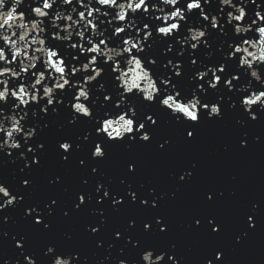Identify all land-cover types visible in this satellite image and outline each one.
<instances>
[{
	"label": "snow or ice",
	"instance_id": "1",
	"mask_svg": "<svg viewBox=\"0 0 264 264\" xmlns=\"http://www.w3.org/2000/svg\"><path fill=\"white\" fill-rule=\"evenodd\" d=\"M23 3L0 0V164L15 165L13 178L19 182V188L0 183V211L26 203L33 174L48 150L41 136L55 117H65L60 128L86 125L82 135L57 139L56 155L62 166L76 160L90 169L88 179L81 181L84 190L63 211L66 218L85 210L95 216L85 226L90 236L105 229L107 210L151 211L163 205L165 195H176L134 186L131 177L139 171L134 159L126 161L122 187L114 188L101 169L113 148L142 146L163 154L175 141L157 139L161 123L180 130L185 144H195L205 124L222 121L229 112L239 114L236 124L242 128L264 118V0H31L18 11ZM157 45L159 55L154 54ZM246 137L242 132L241 149L248 147ZM80 153L86 154L80 158ZM196 167L192 163L170 175L186 185ZM94 176L99 178L89 191ZM62 179L56 175L49 184H61ZM220 196L209 190L204 201L211 204ZM93 200L99 207H89ZM56 205L55 198L27 205L22 218L33 231L49 232ZM259 210L252 203L247 227L236 235L235 244L255 229ZM8 219L0 217V223ZM137 227L135 219L127 227H113L107 247L122 241L119 252L124 255L130 245L139 256L133 264H182L175 244L169 245L171 254H155V248L134 239L130 230ZM190 227L209 237L223 232L214 216L193 217ZM169 231L163 215L142 224L145 239L163 238ZM8 236L0 232V239ZM11 241L23 264H38L26 233H15ZM95 244L100 248L103 241L96 239ZM223 255L217 250L204 264H222ZM43 256L46 264H83L78 254L60 252L55 245H48ZM117 264L128 261L119 259Z\"/></svg>",
	"mask_w": 264,
	"mask_h": 264
},
{
	"label": "water",
	"instance_id": "2",
	"mask_svg": "<svg viewBox=\"0 0 264 264\" xmlns=\"http://www.w3.org/2000/svg\"><path fill=\"white\" fill-rule=\"evenodd\" d=\"M160 47L156 46L154 54L159 55ZM184 84H187V80ZM238 118V113L229 112L222 121L205 124L195 144H185L180 130L168 123L158 122L161 127L157 139L172 137L175 141L168 153L162 154L154 148L142 146H134L130 150L113 148L101 169L105 179L111 178L114 188L122 187L119 182L124 178L126 161L134 159L139 162V171L131 177L134 186L144 184L145 187H155L160 193L175 192L176 195L174 199L165 195L163 205L151 211L132 207L116 214L107 210L108 224L105 229L99 235L90 236L85 226L97 218L87 210L67 218L63 216V211L71 208L75 194L84 190L81 181L88 179L90 169L78 166L76 160L68 166H62L56 155V140L62 136L82 135L86 125L60 128L65 123V117H55L41 136L42 140L47 141L48 150L42 167L33 174V189L26 203L0 211V217H9L6 223H0V232L9 234L7 238L0 239V264H4L5 260L8 264H17V260L23 264L22 257H18V250L11 241V236L17 232L28 235L29 250L36 253L38 264H46L48 258L43 256V252L48 245H55L63 253L78 254L83 264H117L119 259H127L128 264H133L139 256L137 250H130V245L124 255L119 252L123 247L122 241L112 248L107 247L112 242L113 227H127L129 219H135L138 225L130 230L134 233V239H141L146 246L155 248V254L160 251L171 254L169 245L175 244L176 258H184L182 264H204L205 259L213 257L217 250L224 254L222 264H264V118L243 128L236 124ZM242 132L247 133L246 149L239 147ZM85 154L78 155L83 158ZM192 163L197 167L191 182L178 185L175 175L170 174L179 173ZM16 173L15 165L0 164V183L7 181V185L19 188L18 180L13 178ZM56 175L62 176V183L50 185L49 180ZM98 178H92L87 186L89 191L94 189V181ZM209 190L222 193V196L214 203H205L204 193ZM49 198L57 199L56 211L51 218L52 229L46 233L35 232L22 218L23 208L36 202H48ZM252 203L260 206L254 218L256 227L237 245L235 237L246 229V214ZM92 206L99 207L94 200L89 207ZM157 214L167 218L170 231L163 238L145 239L142 224ZM210 216L221 221V235L209 237L205 232L190 227L193 217ZM96 239L103 241L102 247H96ZM167 264H171V261Z\"/></svg>",
	"mask_w": 264,
	"mask_h": 264
}]
</instances>
